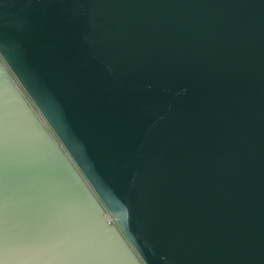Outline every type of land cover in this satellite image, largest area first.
Instances as JSON below:
<instances>
[{
	"label": "water",
	"instance_id": "95a60500",
	"mask_svg": "<svg viewBox=\"0 0 264 264\" xmlns=\"http://www.w3.org/2000/svg\"><path fill=\"white\" fill-rule=\"evenodd\" d=\"M0 264H264V0H0Z\"/></svg>",
	"mask_w": 264,
	"mask_h": 264
},
{
	"label": "built area",
	"instance_id": "2783aa9c",
	"mask_svg": "<svg viewBox=\"0 0 264 264\" xmlns=\"http://www.w3.org/2000/svg\"><path fill=\"white\" fill-rule=\"evenodd\" d=\"M17 84V83H16ZM19 91L22 93L24 99L26 100V102L29 104V106L33 109V111L35 112V114L38 116V118L40 119V121L43 123V125L45 126V128L51 133V131L49 130L48 126L45 124V122L43 121V119L40 117V115L38 114V112L36 111L35 107L33 106V104L31 103L30 99L27 97V95L23 92V90L18 86ZM104 215H105V219L108 222V224L115 226V223L113 221V219L110 217V215L108 213H106V211H104Z\"/></svg>",
	"mask_w": 264,
	"mask_h": 264
}]
</instances>
